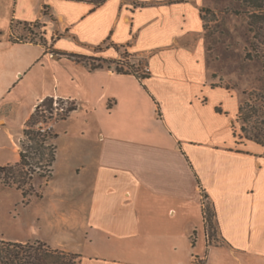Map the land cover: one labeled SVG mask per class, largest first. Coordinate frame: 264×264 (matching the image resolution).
<instances>
[{
  "label": "crops",
  "instance_id": "0c3cea01",
  "mask_svg": "<svg viewBox=\"0 0 264 264\" xmlns=\"http://www.w3.org/2000/svg\"><path fill=\"white\" fill-rule=\"evenodd\" d=\"M58 1L78 5L75 18L54 13ZM194 2L41 0L31 18L0 0V142L14 153L0 167L20 162L45 98L76 105L51 127L69 137L65 170L56 180L51 167L29 203L42 235L13 242L79 264H264V146L237 136L241 95L215 84Z\"/></svg>",
  "mask_w": 264,
  "mask_h": 264
},
{
  "label": "rangeland",
  "instance_id": "374dc122",
  "mask_svg": "<svg viewBox=\"0 0 264 264\" xmlns=\"http://www.w3.org/2000/svg\"><path fill=\"white\" fill-rule=\"evenodd\" d=\"M76 1H88L96 5L103 0ZM6 2L8 11L10 13L14 11L18 16L26 14L31 18L38 17L43 10L41 0H6ZM194 4H204L201 13L204 22L207 63L215 84L233 89L241 95L236 125L237 136L239 139L253 140L264 145V45L259 43L261 40L249 27L251 14L264 16V0H195ZM52 6L54 13L73 15L74 18L79 11V6L74 3L58 1L54 2ZM190 19L194 23L195 14L191 13ZM20 50L23 58L30 54L28 47H22ZM100 65V63L91 62L92 67ZM115 69L123 72L122 67L116 66ZM128 70L129 68H127ZM61 101L56 100L57 109L65 110L69 102L62 101V104ZM51 112L53 114V111ZM56 114H58L56 118L52 119L49 117L51 115L45 112L46 120H41L39 124L48 123L52 129V125L60 121V115L63 112L58 111ZM57 129L59 134L54 143L57 146L59 158L57 163L52 166V175L56 180L65 170V156L69 141V137L62 133V125H59ZM20 140L26 139L21 136ZM14 142L17 143L16 138H14ZM0 143V164L10 162L14 159L10 141L5 138ZM28 146L35 147V144L25 141V149ZM15 149L17 151L20 149V143L19 149ZM32 152L34 158L39 157L36 152V154L34 151ZM44 153L48 152L44 151ZM9 166L8 164L3 165V171H0V248L5 247V245H1V242L6 244L8 241L16 240L33 241L34 236L42 235V231L40 233L36 231L29 203L36 197L40 200L41 190L50 178L45 167L36 169L30 180L26 175L29 172L26 170L22 172L20 169L10 170ZM18 184L21 186V190L27 193L26 198H23L21 190L16 188ZM33 186L38 193L34 191ZM205 204L206 218L210 221V224H207L208 234L211 242H214L216 241V229L213 211L209 204ZM39 243L40 245L30 242L29 250H38L43 254L46 250L62 252L65 254L64 259L77 264V258H75L78 256L77 254L55 249L45 242Z\"/></svg>",
  "mask_w": 264,
  "mask_h": 264
},
{
  "label": "trees",
  "instance_id": "16d2710c",
  "mask_svg": "<svg viewBox=\"0 0 264 264\" xmlns=\"http://www.w3.org/2000/svg\"><path fill=\"white\" fill-rule=\"evenodd\" d=\"M249 19L250 29H253V31H255V36L261 40L259 43L264 45V16H259L253 13ZM116 71L122 72L121 70ZM53 102V98H45L39 105H37L34 113L27 121L23 130V136L26 140H22L20 142V162L15 166H9L10 170L20 169L22 172L25 170L29 172L28 174L26 173V175H28L30 180L36 169H40L41 167H45L47 169V173H49L48 176H51V167L55 161L56 153V147L53 144V140L56 138V135L51 132V129L47 130L46 132H42L38 127V124L41 120H46V116H44L45 112L48 115H52L51 111L53 108ZM60 103L63 104L62 101ZM75 109L76 105L69 102L68 107L64 110L63 114L60 115V120H65ZM49 117L51 118L52 116ZM25 141L29 143L33 142L35 147L28 146L25 149ZM32 151H34V153L36 152L39 157L34 158L32 156ZM44 151H47L48 153H44ZM3 169L4 167H0V171H3ZM18 185L16 188L21 190V186ZM21 192L22 197L26 198L27 193L23 190H21ZM205 221L207 224L210 222L208 218H206V214ZM29 243L30 242L19 243L8 241L6 244H4L1 242V245H5V247L3 246L0 248V264H73L71 261L64 259L65 254L62 252L46 250L43 254L38 250L30 251ZM36 244L40 245L39 242H36ZM75 258H77V264H79V256H76Z\"/></svg>",
  "mask_w": 264,
  "mask_h": 264
},
{
  "label": "built area",
  "instance_id": "2783aa9c",
  "mask_svg": "<svg viewBox=\"0 0 264 264\" xmlns=\"http://www.w3.org/2000/svg\"><path fill=\"white\" fill-rule=\"evenodd\" d=\"M148 73H149V70H148V68L147 67H144V68H142L141 70L140 69H138L137 71H136V76L140 79V80H142L143 78H145L147 75H148ZM57 106H58V103L56 102V99L54 100V102H53V114L51 115L52 117V119L53 118H56V116L58 115V114H56L58 111H60V112H64V109L63 108H60V109H57ZM38 127L40 128V130L42 131V132H46L47 130H49L50 129V126H49V124L48 123H40L39 125H38Z\"/></svg>",
  "mask_w": 264,
  "mask_h": 264
}]
</instances>
